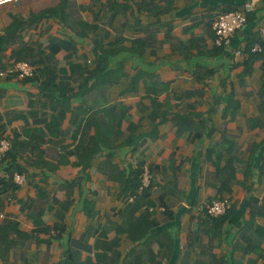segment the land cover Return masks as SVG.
<instances>
[{"label": "crops", "instance_id": "1", "mask_svg": "<svg viewBox=\"0 0 264 264\" xmlns=\"http://www.w3.org/2000/svg\"><path fill=\"white\" fill-rule=\"evenodd\" d=\"M246 1L0 5L2 67L48 64L59 71L46 84L72 90L57 144L18 145L0 161V264H264V58L234 53L264 39V0L229 48L213 30ZM39 84L0 78L3 136L26 143L24 130L52 116ZM80 123L104 146L90 160ZM142 164L152 184L130 202ZM219 197L232 203L227 218L200 211Z\"/></svg>", "mask_w": 264, "mask_h": 264}, {"label": "trees", "instance_id": "2", "mask_svg": "<svg viewBox=\"0 0 264 264\" xmlns=\"http://www.w3.org/2000/svg\"><path fill=\"white\" fill-rule=\"evenodd\" d=\"M243 6V5H242ZM240 6V7H242ZM239 7V8H240ZM236 8V9H239ZM235 10V9H234ZM231 11V10H230ZM228 12V11H226ZM254 12V11H253ZM253 12H250L248 14V20H250L251 15ZM248 46L246 48V51H244L245 53V58L247 57L246 61H254L255 59L258 58H264V39L262 38H258V37H251L250 39H248ZM258 45L259 48L256 50H253L254 47ZM222 50L225 47H219ZM104 56H106L108 54V52L103 51L102 52ZM31 56V55H30ZM103 58V57H101ZM19 60L22 59H26L24 56L23 57H19ZM33 65L36 66V75L34 77H29V78H25V80L27 81H31V82H35V84L37 82H39V88L40 91L38 93V96L35 100H38V105L41 107H46V106H50L51 109L54 111L52 116L47 119V118H41L40 120L44 121L45 126L43 128H38L37 130H35L34 132H29L28 129H25L24 131H26V134H28L29 137V141L28 142H24L23 140H20L18 138V133H15L14 138H11L12 140V146L11 148L6 152L5 156L2 158L4 159L6 157V155L11 151V150H15L17 151V146H25L23 147L28 149V150H38L40 151V147L41 145L45 144L47 141H49L50 143H55L57 144L56 140H54L55 137H60L63 136L66 131L61 130V124H62V120L65 117V113H64V109L69 108V102H70V94L72 90H70L69 88H51V86H48L46 84V81L48 82H55L56 78L58 77V71H56L55 67L49 66L48 64H45V66H43L41 68V66L39 67L36 63V61L29 62ZM3 64L1 63V59H0V67H2ZM106 65H102V68H104ZM30 96V103L31 105H33L35 103V101L33 100L35 98V96L33 94H29ZM51 101V103L49 102ZM50 103V105H49ZM59 110V114H56L55 112H57ZM28 113V114H27ZM17 116H19L20 118H23L26 120L27 122V117L28 116H36V112H17L16 113ZM38 115V113H37ZM85 127H88V125H83L82 123L78 124V126L75 128L74 133L75 136H77L79 138V144L77 146V150H79L80 152L83 153V159L84 160H90L96 153L100 152L101 150H103V147L101 144H98L97 142L93 141L92 139L90 141H86V139L84 138L85 135ZM88 129V128H87ZM3 132H4V126H2L0 128V139L3 137ZM58 143H60L58 141ZM1 159V160H2ZM0 160V161H1ZM144 165L142 164L140 166V169L137 171V173L135 174L134 179L131 180V186H130V191L131 193L129 194V196L131 194H135V198L136 199L137 195L142 193L144 194L149 187L145 188V190H143L142 192H139V187L141 184V175L143 173V169H144ZM152 182V181H151ZM128 196V197H129ZM219 198H224V197H219ZM133 200V201H134ZM132 202V201H130ZM232 209H230L227 214L220 216V217H212L211 215H209L208 213H205V215H207L210 218H227L228 215H230V211Z\"/></svg>", "mask_w": 264, "mask_h": 264}, {"label": "built area", "instance_id": "3", "mask_svg": "<svg viewBox=\"0 0 264 264\" xmlns=\"http://www.w3.org/2000/svg\"><path fill=\"white\" fill-rule=\"evenodd\" d=\"M18 0H0V5L17 2ZM257 0H248L239 9L222 12L218 14L213 21V30L215 33L214 43L218 47L229 48L232 44V38L239 30H242L248 22V14L256 10ZM256 45L253 50L258 49ZM235 56H245L244 50L238 48L234 51ZM36 75L35 65L27 61H15L3 69H0V78L8 76H16L22 79L34 77ZM12 141L9 137L3 136L0 139V160L5 156L6 152L11 148ZM14 178L18 183L24 182L26 176L22 173H15ZM153 175L147 164L144 165L141 175V184L139 192H142L150 186ZM135 194L128 197V201H133ZM232 209V203L229 198H216L208 204H203L200 207L202 213H208L212 217H220Z\"/></svg>", "mask_w": 264, "mask_h": 264}]
</instances>
